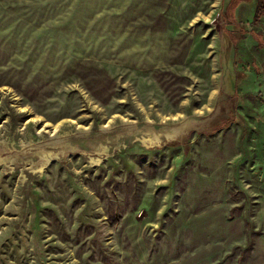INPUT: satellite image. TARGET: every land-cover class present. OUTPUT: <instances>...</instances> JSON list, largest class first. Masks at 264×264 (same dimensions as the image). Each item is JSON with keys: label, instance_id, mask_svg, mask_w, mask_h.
I'll list each match as a JSON object with an SVG mask.
<instances>
[{"label": "rangeland", "instance_id": "374dc122", "mask_svg": "<svg viewBox=\"0 0 264 264\" xmlns=\"http://www.w3.org/2000/svg\"><path fill=\"white\" fill-rule=\"evenodd\" d=\"M230 3L0 0V264H264V98L230 96Z\"/></svg>", "mask_w": 264, "mask_h": 264}, {"label": "crops", "instance_id": "0c3cea01", "mask_svg": "<svg viewBox=\"0 0 264 264\" xmlns=\"http://www.w3.org/2000/svg\"><path fill=\"white\" fill-rule=\"evenodd\" d=\"M233 2L235 0L230 3L231 26L222 31L224 67L229 70L227 72L232 78L229 93L235 99L257 98L260 94L264 98V13L258 20L254 14L253 27H244V23L238 20L242 15L243 5L248 2L236 3L234 7ZM228 23L226 20V24ZM241 85L246 87V91ZM245 92L251 95H246Z\"/></svg>", "mask_w": 264, "mask_h": 264}, {"label": "trees", "instance_id": "16d2710c", "mask_svg": "<svg viewBox=\"0 0 264 264\" xmlns=\"http://www.w3.org/2000/svg\"><path fill=\"white\" fill-rule=\"evenodd\" d=\"M225 16L226 18H228V21H229V25H227V28H229L231 25V16H230V10H226L225 11ZM264 13V0H258V5H257V8H256V13H255V19L258 20L261 15ZM225 31V30H223Z\"/></svg>", "mask_w": 264, "mask_h": 264}, {"label": "bare ground", "instance_id": "6f19581e", "mask_svg": "<svg viewBox=\"0 0 264 264\" xmlns=\"http://www.w3.org/2000/svg\"><path fill=\"white\" fill-rule=\"evenodd\" d=\"M168 135V134H167ZM171 135V134H170Z\"/></svg>", "mask_w": 264, "mask_h": 264}]
</instances>
